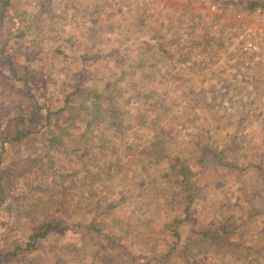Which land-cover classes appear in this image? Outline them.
I'll use <instances>...</instances> for the list:
<instances>
[{"label":"rangeland","instance_id":"374dc122","mask_svg":"<svg viewBox=\"0 0 264 264\" xmlns=\"http://www.w3.org/2000/svg\"><path fill=\"white\" fill-rule=\"evenodd\" d=\"M9 1L0 134L18 122L38 149L0 138V264H264V0ZM225 223L248 259L203 239Z\"/></svg>","mask_w":264,"mask_h":264},{"label":"trees","instance_id":"16d2710c","mask_svg":"<svg viewBox=\"0 0 264 264\" xmlns=\"http://www.w3.org/2000/svg\"><path fill=\"white\" fill-rule=\"evenodd\" d=\"M8 5H10L9 0H0V22L1 23L3 22L4 17L6 15ZM0 51L4 52V46H0ZM38 108L42 109L43 107L38 105ZM63 109H60L58 111H53L50 108H47L46 114H45L46 122L51 123L54 116H56L57 114H60L63 111ZM91 123L92 122H89L88 124L90 125ZM95 127L96 125H93L90 127L87 126V131L94 129ZM30 136H31L30 130L24 131L23 129H21L18 122H13V121H9L5 128V133L3 135L0 134L1 140L4 142H8L9 144L15 145L17 147H22L24 145H27V146L36 145L35 148L38 149V143L33 144L32 142L33 139ZM60 142H61L60 139L53 138L51 140V144L60 143ZM209 153L216 154L214 159L220 165L227 166V167H239V165L235 162L232 165L230 162L223 160L222 154L225 153V149L219 150V149H212L210 147H208L205 150L204 154H202V156L199 158V162H203ZM177 164H182V166L174 165L172 174L176 177V181L179 183V185H181L186 190L185 196H183L186 202L184 208L186 209L187 212H189V208L193 205V203L198 197V191L195 188L191 187V183L189 182L190 176L186 172L185 165L181 163V161H178ZM245 169H248V165L243 164V170ZM2 171L3 169L0 164V176L2 175ZM4 193H5V189L0 181V195L2 196ZM175 224H183V220L178 219L177 221L173 222L171 226V231L173 235L177 238V242H178L181 238V235H180V232L175 228ZM70 226H73L75 228L76 227L83 228V230L85 229L86 232L91 230V226L89 227L87 226V216L76 218L74 222H68L66 220H59V219H51L47 222H44L42 225L37 227L34 230V232H32L31 240L27 242V248L31 250L34 249L36 247L38 239H45L52 231L59 230V229H67ZM232 227L233 226L231 224L225 223V224L219 225L216 229L214 228L212 230H207L204 232L201 231L200 233H202V237L206 242L210 241V242L216 243L219 246H225L227 248H230L229 250L238 249L240 245H243V256H246L245 258L248 259L250 256L253 255L251 254V251L253 250V246L250 242L243 241L245 244H242V242L233 241L231 239L232 238L231 234L234 231L231 229ZM91 233L94 237L95 235H99V234H95L94 232H91ZM18 247H19L18 249H21L20 246ZM176 247H177V244H175L174 248L172 249L171 252H169V254L174 253L176 251L175 250ZM13 255H16V252H14Z\"/></svg>","mask_w":264,"mask_h":264}]
</instances>
